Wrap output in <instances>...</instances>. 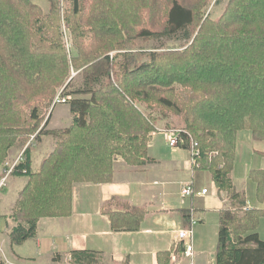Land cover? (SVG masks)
I'll return each instance as SVG.
<instances>
[{"label": "trees", "instance_id": "obj_1", "mask_svg": "<svg viewBox=\"0 0 264 264\" xmlns=\"http://www.w3.org/2000/svg\"><path fill=\"white\" fill-rule=\"evenodd\" d=\"M67 1L71 57L59 34L61 0H46V12L36 0H0V166L18 148L22 160L10 177L27 179L7 216L11 246L32 239L41 219L70 217L75 184L110 182L116 159L141 166L161 124L183 131V149L189 138L197 142L194 165L227 194L216 264H264L257 233L264 210L247 208L230 180L238 132L264 142V0H228L216 18L207 14L213 0ZM151 41L173 44L147 52ZM71 69L80 71L77 87ZM61 87L71 97L70 125L45 130V111ZM42 136L56 144L34 171ZM249 179L263 197L264 172L251 170ZM121 208L103 211L111 228L138 230L147 211ZM179 214L188 227L190 212ZM169 256L159 253L158 264ZM100 262L96 252L71 253L72 264Z\"/></svg>", "mask_w": 264, "mask_h": 264}, {"label": "crops", "instance_id": "obj_2", "mask_svg": "<svg viewBox=\"0 0 264 264\" xmlns=\"http://www.w3.org/2000/svg\"><path fill=\"white\" fill-rule=\"evenodd\" d=\"M51 117L52 114L48 121ZM67 118L69 122V108ZM56 122L55 129L60 124ZM3 169L0 168V174ZM251 170L264 172V142H254L250 131L242 130L237 134L235 163L230 180L237 191L246 195L255 194V199L250 197L251 203L249 197L246 198L247 208L264 210V195H257L256 185L249 179ZM11 178L10 189L15 192V201L11 205L13 208L18 192L27 179ZM20 179L25 181L20 183ZM237 180H243L244 187H237ZM186 183H190L193 189L191 197L181 195ZM202 190H206V193L198 195ZM10 198L11 194L9 197H0V206L6 200L9 202ZM123 204L142 207L147 211L138 230L114 231L111 228L109 217L103 211L123 209ZM227 206L226 192L218 191L208 171L192 164L189 150L170 147L166 136L153 134L147 146V158L141 166L131 167L121 159H116L110 182L75 184L71 216L41 219L35 236L23 245L33 241V247L47 264H64L75 251L98 253L101 257L99 264H158V254L162 252L170 254L169 264H216L219 212ZM179 210L192 211L199 219L193 230L190 258L184 256L182 245L175 248L176 231L187 228ZM11 212L12 209L2 215L9 216ZM9 222L10 225L6 223L5 226V240H0L1 264L35 263L36 257L30 250L18 254L14 250L15 246H11L9 232L14 223L11 220ZM172 256L175 263L170 262Z\"/></svg>", "mask_w": 264, "mask_h": 264}, {"label": "rangeland", "instance_id": "obj_3", "mask_svg": "<svg viewBox=\"0 0 264 264\" xmlns=\"http://www.w3.org/2000/svg\"><path fill=\"white\" fill-rule=\"evenodd\" d=\"M215 1H217V3H215ZM227 2H228V0H213L212 3L210 4V6L207 9V14L211 18L218 17L222 13L223 8H224V6H225V4ZM36 3L42 8V10L44 12H46V10H47V2H46V0H36ZM68 6L69 5H68V1L67 0H61L62 10L60 12V18H59V34H60L61 41H62V43L64 45V48H65L68 56L71 57V56L75 55L76 50L74 48L72 33L67 28V26L65 25V20H64V15H65V13H66V11L68 9ZM172 44H173V42L170 43V42H165V41H151L146 46V51L149 52L150 50L163 48L166 45H172ZM156 51H158V50H156ZM113 54H115V52L109 53V56L112 57ZM79 72L80 71H74L73 69H71V71H70L69 80H71L72 85L75 86V87H77L80 84V82H81V77H80V73ZM63 89H64V87L59 88L57 90V93H56L55 97L57 95L64 96L62 94ZM55 97H54V99H55ZM52 103H53V101H52ZM68 108H69V101H68V103H66L64 105L57 104L54 107H52V104H51V107L49 109H47L45 111V114H44V122L47 121L45 130H61V129L67 128L70 125V121H71V116H70V120H69V122H67V119H68L67 118ZM51 114H52L51 120L48 121ZM56 121H59L60 124H58L59 126H56V129H55L53 127H55V123H57ZM44 122H43V124H44ZM173 128H177V127H173ZM163 129H165L164 126L159 124V126L154 130L152 135L153 134H160V133H157V130H163ZM32 139H33V136H31L29 138L26 146L28 145L29 142L32 141ZM55 144H56V139L53 136H42L41 137L40 143L35 148V151H34L33 156H32V169L34 171L38 170L41 162L53 151ZM21 154H22V150H20L18 148H12L10 150V152H9V155H8L6 161L3 163L2 166H0V168H4L5 163L11 164ZM213 156H214V154L211 153L208 157L211 158ZM234 163H235V161H234ZM0 175L4 176V171ZM11 180H12V178L9 177L6 180V182H5V186L0 188V197L1 198L5 197V196L9 197L10 194L12 195V198H10L11 200L9 202H8V200H6L7 202H4L3 203L4 205L0 206V240L1 239L5 240V236L4 235H5V231H6V228H5L6 223L8 225H10V222H9V219L7 218V216H3L2 214H4L7 211H10L11 209H13L11 205H13L14 201H15L14 198H13V194L15 192L12 189H10V181ZM24 181L25 180H21L20 179V183L21 182L23 183ZM235 183H236L237 187H244V184H245V182L243 180H240V181L237 180V181H235ZM25 184H26V182H25ZM245 197L246 198L249 197L250 203H251V198L250 197L255 199V194H250V193H249V195L245 194ZM2 201H3V199H2ZM11 201H12V203H10ZM257 233H259L260 240L264 241V215L260 219L259 226H258V229H257ZM32 242L33 241H30V242L26 243L25 245H23L22 247L15 246L14 247L15 252H18V254H22V253H26L27 251L30 250L33 253V255L36 257L35 258L36 262L35 263L29 262V263H26V264H47V262L44 259H42V257H40L38 255V252L33 247V245H32L33 243ZM5 246H7V243H6ZM4 250H5V247H4ZM1 262H3V261H0V264H1ZM64 264H66V263H64Z\"/></svg>", "mask_w": 264, "mask_h": 264}, {"label": "built area", "instance_id": "obj_4", "mask_svg": "<svg viewBox=\"0 0 264 264\" xmlns=\"http://www.w3.org/2000/svg\"><path fill=\"white\" fill-rule=\"evenodd\" d=\"M70 100L69 96H61L57 95L55 99L53 100L52 107H54L57 104H66ZM157 133L163 134L168 139V144L170 147L174 148H182L185 144V134L182 130L177 128H171V129H163V130H157ZM152 136V134H151ZM190 141V158L191 162L194 165L195 158L199 155V151L197 149V142L194 141L192 138H189ZM21 155L14 160L11 164L5 163L4 165V176L0 180V188L5 186L6 180L10 177L14 166L21 161ZM206 193V190H202L198 195H204ZM194 194L193 189L191 187L190 183H186L183 185L181 190V195L183 197H191ZM199 223V219L195 216V214L190 211L189 214V226L187 228L178 229L175 233V248L179 245H182L184 247V256L187 258L192 257V250H193V230L195 225ZM71 257L68 256L66 264H70ZM171 263H175V258L172 256L170 258Z\"/></svg>", "mask_w": 264, "mask_h": 264}]
</instances>
